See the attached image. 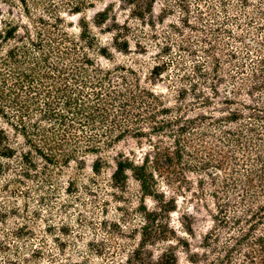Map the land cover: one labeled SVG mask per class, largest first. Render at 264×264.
Segmentation results:
<instances>
[{
	"label": "trees",
	"instance_id": "trees-1",
	"mask_svg": "<svg viewBox=\"0 0 264 264\" xmlns=\"http://www.w3.org/2000/svg\"><path fill=\"white\" fill-rule=\"evenodd\" d=\"M18 1L26 23L1 22L5 29L0 32V117L26 141L28 150L20 158L31 168L27 175L32 169L38 172L34 154L51 175L53 169L127 137L146 138L152 153L141 164L121 156L110 174L111 187L127 188L131 175L144 194L155 197L158 176L188 180L189 173L199 175L198 187L209 194L216 210L215 228L201 247L207 250V264H264L263 37L251 35L254 43H246L224 21L211 26L198 7V25L185 18L186 28L198 34V48L191 44L194 36H186L177 25L165 36V45L155 44L159 50L149 80L166 83L168 94H164L146 86L132 67L101 66L95 55L109 59V53L91 24L85 18L73 24L63 16L81 15L94 8L97 0ZM121 1L144 27L156 28L146 15L153 14L157 0ZM178 4L189 14L187 0ZM199 4L214 16L208 1L199 0ZM223 9L228 12L225 4ZM123 28L114 39L116 49L128 55L130 27ZM260 29L264 34L263 25ZM221 33H227L231 42H223ZM135 40L142 50L139 53L147 55L148 47ZM241 44L246 48L243 57L233 47ZM181 54L192 61L184 62ZM5 148L2 158L17 156L10 143ZM105 164L95 160L94 175L100 176ZM66 189L72 192L76 183L68 182ZM172 211L142 206L141 223L132 229L136 233L125 236L139 238L128 249L129 264H177L175 252L155 256L146 251L173 241L175 231L165 217Z\"/></svg>",
	"mask_w": 264,
	"mask_h": 264
},
{
	"label": "rangeland",
	"instance_id": "rangeland-1",
	"mask_svg": "<svg viewBox=\"0 0 264 264\" xmlns=\"http://www.w3.org/2000/svg\"><path fill=\"white\" fill-rule=\"evenodd\" d=\"M178 1H156L153 14L146 15L147 22L156 25L154 29L144 27L130 6L121 0H97L94 8L81 15L63 16L73 24H77L80 18L91 24L92 31L101 40L100 45L109 53V59L95 55L101 66L132 67L140 73L146 86L155 87L164 94H168L166 83L161 80L151 83L149 80V71L159 50L155 44L165 45V36L177 25L186 36H194L190 41L194 48H198L196 42L199 37L195 36L198 34L185 25V18L190 19L192 25H198V7L213 27L224 21L227 29L234 31L235 35H243L246 43H254L251 35L255 39H264L260 29L264 26V0H206L212 5V17L199 0H187L189 14L183 12ZM224 4L228 12L224 11ZM0 13V32L5 29L2 21L26 23L24 9L18 0H0ZM35 13L39 14V11ZM94 21L100 22L96 26ZM125 25L130 27L127 39L130 40L131 52L128 55L120 53L115 42V34ZM110 30L114 33H108ZM221 35L223 42H231L227 33ZM119 36L122 42L124 36ZM135 39H140L142 45L148 47L147 55L139 53L142 50L135 46ZM233 47L240 49L239 57L246 54L243 44L239 48ZM176 52L178 50L174 48ZM181 55L184 62L192 61L187 54ZM246 63L250 66L252 62L247 60ZM8 143L17 156L12 159L0 156V264H129L128 249L136 245L139 238L132 240L125 236L136 233L132 229L141 223L143 205L149 210H158L161 206L174 208L165 217L176 236H171L173 241L149 246L147 253L153 252L157 256L170 250L176 253L177 264H207V250L201 247L203 238L215 228L212 216L216 210L209 194L205 195L198 187L199 175L189 173L188 180H175L167 173V176H158L155 197L144 194L131 175L127 188L111 187L110 174L115 162L124 156L141 164L153 150L148 139L127 137L97 154H88L61 169L55 168L50 171L51 175H47L44 161L34 154L39 167L38 172L32 169L30 176L27 170L31 168L20 158L21 153L28 150L26 141L0 117V153L6 151ZM98 159L108 163L100 176L92 172V164ZM70 181L76 183L72 192L66 189Z\"/></svg>",
	"mask_w": 264,
	"mask_h": 264
}]
</instances>
